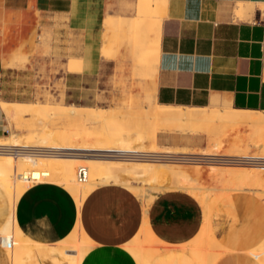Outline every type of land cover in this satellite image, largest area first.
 I'll return each instance as SVG.
<instances>
[{
	"label": "crops",
	"instance_id": "crops-1",
	"mask_svg": "<svg viewBox=\"0 0 264 264\" xmlns=\"http://www.w3.org/2000/svg\"><path fill=\"white\" fill-rule=\"evenodd\" d=\"M137 1L0 0V17L3 12L38 11L66 24L68 33L77 35L75 54L89 52L84 62L67 61L68 73H81L94 66L100 82L107 84L115 67L128 64L131 76L140 75L146 82L145 96L151 98L154 108L264 112V0H160L158 14L150 17L160 20L154 73L133 65L127 45L134 34L128 30L118 28L119 34L128 33L129 38L124 41L121 35L118 37L121 47L114 57L103 56L104 50L112 49L104 40L105 19L135 18ZM240 6L239 19L235 16ZM14 67V59L3 63L0 55V81L4 70ZM61 107L77 108L71 104ZM6 125L0 106V135L8 131ZM192 200L182 192L168 191L145 209L126 187L105 184L91 191L78 210L65 189L38 183L18 199L13 214L10 200L0 187V233L5 227L4 232L15 226L29 243L30 249L19 264L25 259L28 264H70L58 246L76 231L78 220L93 243L80 264H137L124 246L147 224V229L165 245L149 264H198L182 247L202 229V209H198L196 222L187 223L180 205H174L179 201L185 206ZM209 218L210 234L223 249L215 264H261L249 252L264 241L262 199L249 192L228 194L215 206L211 227ZM0 264H11L1 243Z\"/></svg>",
	"mask_w": 264,
	"mask_h": 264
},
{
	"label": "rangeland",
	"instance_id": "rangeland-1",
	"mask_svg": "<svg viewBox=\"0 0 264 264\" xmlns=\"http://www.w3.org/2000/svg\"><path fill=\"white\" fill-rule=\"evenodd\" d=\"M104 26L106 27L104 40L110 43L112 49L110 51L104 50L103 56L106 58H113L115 52L120 50L121 43L118 37L121 34H119L118 28H114L107 24H104ZM128 32L134 34L132 30H128ZM76 36L77 35L68 33L66 24L63 25L61 23H57V19L52 20L49 14H43L38 11H28L26 13L3 12L0 17V55L3 63L6 60L10 61L11 59H14L15 67L4 70V74L0 81V102L4 101L9 103L24 104L37 103L45 105L51 110H57L61 106H68L70 104L77 108L88 107L93 108L94 110L96 108H104L108 110L110 109L109 111L113 113L115 118L105 124L96 123L87 125L86 123H82L83 125H66L63 120L56 118H50L49 120V118L44 117H28L27 119H19L18 121L13 122V132L16 134H24L26 137H29V135L31 136V134H33L32 131L42 128L44 126L43 122H45L48 130H58L62 133L65 132L67 135L74 136L77 142L84 140L81 135L84 133V129L86 128L92 133L93 138L97 141L96 144H98L101 148H106V144L110 141L109 139L114 138H118L124 142L131 141L135 145L145 144L146 148L149 147V145L152 147L155 146L156 140L157 146L160 147L186 148V152L189 153L184 156L195 158L197 160L184 161L180 163L179 166H182V168L188 170V172H191L195 166H199V170L202 171V173L200 172L201 176L199 175V177H194L193 179L186 177L184 174L179 177L180 179L166 176V178L163 177L155 180L146 178L143 180L144 182L142 179H132L131 181L134 180L133 185H144L149 190V193L154 196L151 202H147L148 204L142 203L139 198L140 194L138 191L135 189H128L124 185L122 186L126 187V189L138 197L145 209L149 208L150 204L158 195H162L165 192L179 191L184 193L200 205L199 206L193 200L192 202H187L188 204L185 206L183 205V202H174V205H180L182 212L186 217L187 223L196 222L199 207L202 209L204 220V201L202 202L201 197H205V194L208 195V198L210 199V227L212 213L215 206L221 198L228 196V194L235 192H249L252 194L254 193V195L264 201V166L259 165L261 162H264V134L261 141L262 146H257L254 141H249V138L252 137L250 135L252 132L250 129L247 130L245 127L235 129L225 128L220 130V136L216 137L205 133L200 134L196 132V130H188L184 133H169L165 131L166 127L164 125L146 124L147 122L143 118V113H145V109L154 108V105L152 104L151 98L145 96L146 82L140 75L132 77L128 64H121L115 67L107 84H105L104 81L100 82L97 67L95 68L94 66L81 73L73 74L66 71L65 64L67 61L74 59L84 62L89 54L87 51L80 55L75 54L74 46L77 42ZM121 38L126 41L127 38H129L128 33L121 35ZM128 59L130 62L132 61V58L128 57ZM130 114L132 118L128 119V121L127 119L122 118L125 116L127 118V115L130 116ZM84 125H86V127H84ZM104 125L107 126L104 127ZM190 137L195 139L196 142H191ZM236 139L241 140L240 148L237 146L238 150L234 146L237 151H239V149H243L240 152H236L233 149L234 147L229 148L230 143ZM65 146H69V144H65ZM244 146H247L248 149H245ZM191 151L197 153L196 155L203 157H208L210 153H215L213 156L214 160L211 161L208 158L197 157L192 155ZM224 163L233 164L235 168L249 166L248 168L250 171H248L249 173L246 172L247 176L244 174H242V176L239 173V176H232L233 178L226 177V180L222 179V177H211L213 175H210V172H208L210 170L209 166ZM8 173L9 179L11 177H16V174H13V172L9 171ZM65 177L68 180L71 179L68 175ZM91 183H94L92 191L98 186L105 185L100 184V181H92ZM187 185L196 188L200 187L206 192L202 195V190H198L199 192L195 191L199 193L198 195L197 193L193 194L194 191L188 192L183 189L186 188ZM1 188L7 194L6 189L3 186ZM173 188L177 190H174ZM27 190L28 189L24 192ZM208 191H210L209 194L211 195L207 194ZM24 192L19 196V198L24 194ZM259 193L261 194L259 195ZM17 201H15L14 205H12L10 201V213H12V206L15 207L16 212ZM148 232L153 237V239H151V243L154 239L155 241L157 240L160 242L149 230ZM71 236L74 238L75 233H72ZM71 236L68 237L61 246H58L61 253L64 251L63 247H65L66 243L73 239ZM209 236V238L213 239L211 241H214L215 244H210V249L214 252H212L213 254H208L209 257L207 258L209 260L211 258V261H213L211 264H215L222 253L217 256L219 253L217 245L218 242L211 234ZM24 240L23 245L25 247L23 246V248L27 249L25 251L26 253L30 249V246L25 238ZM156 243L157 242H153V244ZM159 244L161 245L158 246V252L161 248L165 247L163 243L160 242ZM190 244L183 246L182 249L189 252L198 264H202L200 259L197 258L194 253H191L192 251L189 247L191 246ZM83 249L84 251L90 250L85 247ZM126 251H128L136 260L135 255L137 254L135 252L132 251V254L130 250ZM249 253L252 255V252ZM62 255H64L69 261V253L67 251H64ZM20 259L21 258H19L16 264L20 263ZM13 261L15 262V259L10 258V263ZM23 264H28L26 259L23 261Z\"/></svg>",
	"mask_w": 264,
	"mask_h": 264
},
{
	"label": "bare ground",
	"instance_id": "bare-ground-1",
	"mask_svg": "<svg viewBox=\"0 0 264 264\" xmlns=\"http://www.w3.org/2000/svg\"><path fill=\"white\" fill-rule=\"evenodd\" d=\"M161 6L162 3L160 0H138L135 6V18L107 17L105 19V24L107 25L119 29L122 28L125 30H132L134 32V38L128 43L127 51L133 58L134 66H137L140 69H149L146 71H152L151 73H154L153 68L157 65L160 20L152 19L150 17L158 14L157 9L161 8ZM238 9L239 11L236 13L235 17L240 19L242 7L240 6ZM151 75L149 74L147 76L148 79ZM0 106L6 115V119L8 121V125L6 126L9 132V134L0 135V146L59 151V155L44 157L27 156L23 154L0 155V185L6 189L12 205H14L19 196L32 185L37 183H50L65 189L74 199L79 210L84 198L94 187V183H91L92 181H100V184L106 185L108 183H114L124 185L131 190L135 189L140 194L139 198L144 204L148 201L151 202L154 196L149 193V190L144 185H133L134 180L131 181L132 179H142L143 181L146 178H149L155 180L163 177L166 178V176L179 178L184 174L186 177L194 179V177H199L200 172L202 173V171L198 168L199 166H195L191 172H188V170L179 166V164L184 161L197 160L195 158L184 156L189 153L186 152V148L160 147L157 146L156 139L155 146L152 147L149 145V147L146 148L145 144L135 145L131 141L124 142L118 138H114L109 139L110 141L107 144L105 143L107 145L106 148H101L98 144H96L97 141L93 138L92 133L86 128L84 129V133L81 135L84 140L80 142H77L74 136L67 135L65 132L62 133L58 130H48L45 122H43L44 124L42 123L44 125H42V128L32 131L33 134H31V136L29 135V137H26L24 134H16L13 132V122L18 121L19 119H27L28 117H44L49 118V120L50 118H56L63 120L66 125H83L85 123L87 125L96 123L105 124L115 118L113 113L109 111L110 109L98 108L94 110L85 107H60L57 109L56 107L57 110H51L47 106L40 104H10L3 102L0 103ZM143 116L147 122H145L146 124L164 125L166 127L165 131L169 133H184L188 130H196V132L200 134L205 133L217 137L220 136L219 131L225 128L235 129L245 127L247 130L250 129L252 132L250 133L252 137L249 138V141H254L257 146L262 144L261 141L264 134V112L253 113L217 109L156 107L154 109H145ZM122 118H125L128 121V119H131L132 117L130 114V116L127 115V118L126 116ZM106 126L107 125H104V127ZM84 127H86V125H84ZM192 141L196 142L195 139L191 138V142ZM240 141L241 140L236 139L230 143L229 148H233L235 146L238 150V147L240 148L241 146ZM65 144H69V146H65ZM235 147L233 148L234 150ZM246 148L247 146L245 149ZM237 150L235 151L240 152L243 149H239V151ZM128 152L151 153L157 155L158 158L154 161H126L119 158L122 153ZM191 154L197 157L208 158L211 161L214 160L213 156L215 155V153H210L208 157H203L196 155L197 153L192 151ZM80 167H85L87 169L88 176L85 183H79L76 178L77 171ZM248 167L249 166L235 168L233 164L224 163L220 165H210V170L208 172H210V175H213L211 177H222V179L226 180V177L239 176V173L247 176V173H249L248 171H250ZM9 171L16 174V177H11L12 179H9ZM244 172L247 173L245 174ZM66 175H68L71 179L68 180L65 177ZM190 185H187L186 188L183 189L188 192L194 191L193 194L199 192L200 190L203 192L202 195L206 192L200 187L196 188ZM209 193L210 191H208L207 194ZM198 194L199 193H197V195ZM260 194L261 193H259V195ZM201 199L202 202L204 201V224L199 234L195 239H193L190 244L191 246L189 247L192 251L191 253H194L195 256L200 259L202 264H211L213 261H211V258L209 260L207 257H209L208 254L214 252L210 249V244L213 243L214 245L215 242L211 241L213 240L212 238H209L210 231L207 223L210 214V199L206 194L205 197L202 196ZM12 212L13 214L15 213V207L13 206ZM147 227V224H145L142 232L139 233L133 242L124 246V249L130 250L131 252L133 251L137 254L135 257L138 264H149L151 257L158 252V246L161 245L159 244L160 242L157 240L155 241V239L153 242L157 243H151V239H153V237L148 232ZM4 229H6V227ZM4 229L1 230L2 233H0V243L6 248L7 255H9L11 259H15V262L13 261L11 264H16L19 258H21L27 250L26 248H23L25 240L15 226L9 230L7 229L5 232ZM75 230L76 231L73 232L75 233V237L73 238L71 236L73 239L69 240L65 247H63L64 251L69 253L70 264H80L82 258L89 251H84L82 248L85 247L87 249H91L93 247V243H91L82 232L78 220L76 222ZM5 241H10L11 246H6ZM217 245L219 249L217 256H219L223 249L219 243H217ZM250 252H252V255L256 257V259L264 264V242Z\"/></svg>",
	"mask_w": 264,
	"mask_h": 264
},
{
	"label": "built area",
	"instance_id": "built-area-1",
	"mask_svg": "<svg viewBox=\"0 0 264 264\" xmlns=\"http://www.w3.org/2000/svg\"><path fill=\"white\" fill-rule=\"evenodd\" d=\"M5 134H8V131L5 132ZM3 154H23V155H29V156H55L59 155V151L55 150H40V149H31V148H18V147H10V146H0V155ZM120 159L126 160V161H154L156 158H158L157 155L151 154V153H143V152H128V153H122L119 156ZM264 166V162H261V164ZM87 169L85 167H80L77 171V181L79 183H85L87 180ZM5 245L10 247L11 242L5 241Z\"/></svg>",
	"mask_w": 264,
	"mask_h": 264
}]
</instances>
